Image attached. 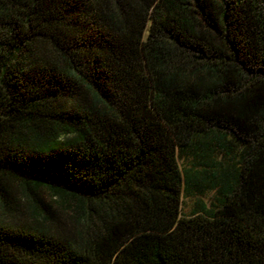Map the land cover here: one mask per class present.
Segmentation results:
<instances>
[{
    "label": "trees",
    "instance_id": "trees-1",
    "mask_svg": "<svg viewBox=\"0 0 264 264\" xmlns=\"http://www.w3.org/2000/svg\"><path fill=\"white\" fill-rule=\"evenodd\" d=\"M0 211V264H264V0H0Z\"/></svg>",
    "mask_w": 264,
    "mask_h": 264
},
{
    "label": "rangeland",
    "instance_id": "rangeland-1",
    "mask_svg": "<svg viewBox=\"0 0 264 264\" xmlns=\"http://www.w3.org/2000/svg\"><path fill=\"white\" fill-rule=\"evenodd\" d=\"M41 196H42L41 198L43 201L47 200V197L45 196L44 193H41ZM210 198H211V191H206V193L203 196V199L206 201V203H208ZM192 208H193V198L192 197L184 198L183 202H182V213H189ZM0 216L5 218L3 216V214L1 213V211H0ZM6 218H8V217H6ZM19 218L23 220V219H26V216L24 214H22L19 216Z\"/></svg>",
    "mask_w": 264,
    "mask_h": 264
}]
</instances>
